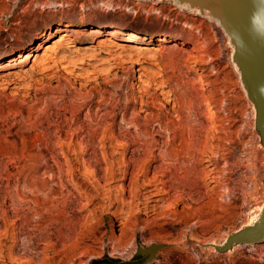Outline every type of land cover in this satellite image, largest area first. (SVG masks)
<instances>
[{"label":"rangeland","instance_id":"obj_1","mask_svg":"<svg viewBox=\"0 0 264 264\" xmlns=\"http://www.w3.org/2000/svg\"><path fill=\"white\" fill-rule=\"evenodd\" d=\"M171 1L0 0V264H264V243H185L259 214L264 151L227 36ZM81 20L57 64L41 53L64 28L11 53Z\"/></svg>","mask_w":264,"mask_h":264},{"label":"water","instance_id":"obj_2","mask_svg":"<svg viewBox=\"0 0 264 264\" xmlns=\"http://www.w3.org/2000/svg\"><path fill=\"white\" fill-rule=\"evenodd\" d=\"M180 7L219 22L229 44L240 83L254 109V130L264 150V0H172ZM185 243L215 254L232 252L242 245L264 243V206L253 223L230 233L221 244L201 243L186 237ZM159 245L147 251L153 257Z\"/></svg>","mask_w":264,"mask_h":264},{"label":"bare ground","instance_id":"obj_3","mask_svg":"<svg viewBox=\"0 0 264 264\" xmlns=\"http://www.w3.org/2000/svg\"><path fill=\"white\" fill-rule=\"evenodd\" d=\"M158 1V0H157ZM172 2V1H171ZM179 6V5H178ZM180 7V6H179ZM157 10H159V9H157ZM159 12V11H158ZM197 12V11H196ZM214 21H216V20H214ZM218 24H219V22L218 21H216ZM73 25H75V26H79V27H84V26H86L87 24H86V22H85V20L84 21H79V22H76V23H74V22H72V21H60L58 24H57V26L55 27V28H53V27H51V26H49L48 28H47V30H45V31H43L42 33H41V35H40V37H38L36 40H31L26 46H24V47H22V48H20V50H15L14 52H11V53H15V52H20V51H25L26 52V55L29 53V52H31L33 49H34V46L35 45H38V42H37V40H39V42H41V41H43V40H45L46 38H48L49 37V35H51L53 32H56V31H58V30H60L61 28H64L65 30H62L61 31V33L59 34V36L57 37V39L56 40H54L53 42H47V43H45L44 44V50H43V54L41 53V60H42V63H43V65L44 64H48L49 62H54L53 64H55L56 63V59H55V56L56 55H58L57 54V52L60 50V49H62V48H64L63 47V45L65 44V42L67 41V38L69 37V35H71V33H76L74 30H72V29H70L69 27H73ZM98 35H101V34H103V32H106V33H108V34H111V35H116V37L117 38H119V39H126V40H131V39H135V38H139V39H145V37L146 36H143V35H139V34H137L135 31H133V30H121V29H119V28H117V27H109V28H99L98 30ZM148 36V35H147ZM170 37L171 36H169V35H167V34H164V35H160L159 36V38H158V41L160 42V44H162V43H166V42H168L169 40H170ZM228 38V37H227ZM174 41H179V42H181V43H183V40L181 39V38H179L178 36H173V38H172ZM228 41H229V38H228ZM230 45V44H229ZM230 47L232 48V51H233V47L230 45ZM139 49H141V50H143V48H142V46H139ZM11 53H8L6 56L9 58V60H8V62L10 61H12L13 59H12V57H11ZM231 53V52H230ZM27 58H28V56H26ZM60 58V57H59ZM0 59H2V58H0ZM55 59V60H54ZM7 62V63H8ZM58 62V61H57ZM57 64V63H56ZM234 64V63H233ZM8 65V64H7ZM234 66H235V64H234ZM235 69H236V66H235ZM44 71V70H43ZM236 71H237V69H236ZM237 73H238V75H239V72L237 71ZM239 79H240V75H239ZM189 99V98H188ZM191 100V99H190ZM188 110V109H187ZM252 118H254V109H253V107H252ZM264 151V150H263ZM214 166V165H213ZM224 166V165H223ZM207 177V176H206ZM165 181V180H164ZM216 184V183H215ZM221 184V183H220ZM226 186V185H225ZM123 190V189H122ZM221 190V189H220ZM222 190H224V189H222ZM167 192V191H166ZM163 194H165V193H163ZM226 195V194H225ZM160 196V195H159ZM158 196H157V194H151L150 196H149V201H153V202H157V201H159V199L157 198ZM108 198V197H107ZM163 198V197H162ZM161 201V200H160ZM124 204V203H123ZM122 203H121V206H120V208L118 209V212L116 213V215H115V222H116V224H117V226H118V229H119V231H120V228H122L124 231H125V226H126V224H127V220H126V218H124V217H122L121 215H122V213L124 212V209H123V205ZM264 206V205H263ZM263 206H259V208H258V210H260L261 211V209H262V207ZM152 207V206H151ZM260 213V212H259ZM257 216H258V214H255V216H253V218L249 221V223L248 224H251V223H253L254 222V220L255 219H257ZM154 220V219H153ZM135 225H132L131 227V229H133V227H134ZM130 230V228L129 227H127V229H126V231H129ZM124 231L122 232V233H124ZM125 231V232H126ZM111 239H112V241H113V248H122V249H125V246H123V242H122V239H121V237L120 236H116L115 234H114V232L113 231H111V237H110ZM224 241V240H223ZM222 241V242H223ZM221 242V243H222ZM221 243H219V244H221ZM259 259H261L262 260V258L259 256Z\"/></svg>","mask_w":264,"mask_h":264}]
</instances>
